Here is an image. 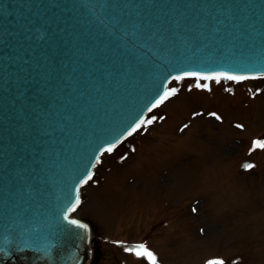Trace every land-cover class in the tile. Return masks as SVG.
Masks as SVG:
<instances>
[{
    "label": "water",
    "instance_id": "1",
    "mask_svg": "<svg viewBox=\"0 0 264 264\" xmlns=\"http://www.w3.org/2000/svg\"><path fill=\"white\" fill-rule=\"evenodd\" d=\"M255 69L264 0H0V264H84L67 217L101 149L172 77Z\"/></svg>",
    "mask_w": 264,
    "mask_h": 264
},
{
    "label": "rangeland",
    "instance_id": "2",
    "mask_svg": "<svg viewBox=\"0 0 264 264\" xmlns=\"http://www.w3.org/2000/svg\"><path fill=\"white\" fill-rule=\"evenodd\" d=\"M206 81L199 88L197 84L172 87L177 89L176 93L169 96L168 102L150 114L144 123L155 120L154 124H142L144 126L119 148L102 157L93 179L83 188L82 202L76 215L91 220L93 228L102 238L113 234L116 237L131 236L138 227H143L140 236L145 233L152 235L148 229L151 225L147 224L150 217L144 216V211L141 214V210H157L164 198L174 205L181 203V211L190 203L192 207L199 205L202 209L205 202L200 195L208 194L207 203L221 217L215 220L211 213L207 215V220L196 217V220H204L206 227H198V236L191 234L175 239L174 243L180 251L172 250L167 253L170 257H160L161 264H208L223 253L224 258L218 259L223 264H264V149H259L247 159L253 165L251 169L242 172L238 166L233 172L230 170L232 164L250 148L252 140L261 142L259 137L264 134V78L235 82L226 79ZM205 84H210L212 91L203 89ZM227 103L239 106L228 109ZM200 108L204 114L203 121L209 118V111L216 110L227 121L222 125L216 147L201 141H212V138H197L203 126H208L206 122L205 125L199 122L198 114L191 118L192 111ZM154 115H157L156 119ZM189 115L195 121L191 128L185 133L178 128L175 133L176 126L182 121L185 123ZM163 118L164 123L161 122ZM234 122L242 127L237 128ZM159 124L155 131L156 140L154 134H150L155 127L150 126ZM209 124L213 130L220 123L211 121ZM148 127L149 130H146ZM181 145L185 147L181 148ZM124 154L125 159L120 160ZM231 155L232 158H229ZM202 181L210 184L207 185L208 192L197 188ZM193 197L200 203L197 200L192 202ZM234 205L237 209L232 210ZM182 215L186 216L184 212ZM176 228H180L178 220L171 230ZM170 237L167 239L170 240ZM107 238L103 240V248L108 252L104 251L106 259L102 264H119V259L133 264L134 258L121 247L116 248L115 258H107L109 251L113 250L108 246L111 241ZM99 241L95 235L94 248L101 247ZM240 245L245 249L237 254ZM162 247L161 251L155 246L161 253L167 250L165 245Z\"/></svg>",
    "mask_w": 264,
    "mask_h": 264
},
{
    "label": "snow or ice",
    "instance_id": "3",
    "mask_svg": "<svg viewBox=\"0 0 264 264\" xmlns=\"http://www.w3.org/2000/svg\"><path fill=\"white\" fill-rule=\"evenodd\" d=\"M189 75H196V74H194V73H190ZM201 78L204 79V80H213V79H214V80H216L217 82H219V80H220L221 78H223V79H227V80H236V81H239V80L248 79L249 77H245V76H233V75H228V74H226V73H218V74H216V75H214V76H203V77H201ZM177 79H183V77H177ZM196 87L199 88V87H201V85H200V84H197ZM203 87L207 88V85L205 84V85H203ZM176 91H177V89H175V88L171 89V92H170V93H165V95L162 96V97L160 98V100L157 101V103L162 102L164 99L167 98L168 95H170V94H175ZM210 115L214 116L216 120H220V116L216 115L215 113H211ZM143 123H144V121H140L138 124H136V126H135L134 128H132L131 132H129L128 135H131L133 132H135L137 129H139ZM147 123H148V124H151V123H152V120H148ZM185 127H187V125H185ZM236 127H237V128H241L242 125L237 124ZM182 130H183V129H182ZM254 144H255V147L264 148V142L256 141V142H254ZM114 147H115V145H112V146L108 147V148L106 149V151H107V152H111V151H113V148H114ZM245 167L248 168V169H251V168L253 167V165L248 164V165H245ZM89 179H91V176H89ZM86 182H87V181H85V183H86ZM77 202H78V201H77ZM70 223H72V224H77V221H76V220H72V221H70ZM79 226L82 227V228L85 227V225H82V224L79 225ZM138 247H139L140 249H142L143 251H137V252H136V255H138V256H139V255H147L149 258H151V260H152V264H155V258L153 257L152 253H151V252H148V251L144 248V245H139ZM129 251H131V249H129ZM208 264H223V262H222V261L210 260V261L208 262Z\"/></svg>",
    "mask_w": 264,
    "mask_h": 264
}]
</instances>
